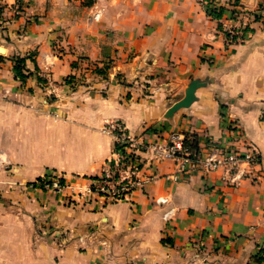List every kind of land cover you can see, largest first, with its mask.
Wrapping results in <instances>:
<instances>
[{
  "label": "crops",
  "instance_id": "0c3cea01",
  "mask_svg": "<svg viewBox=\"0 0 264 264\" xmlns=\"http://www.w3.org/2000/svg\"><path fill=\"white\" fill-rule=\"evenodd\" d=\"M85 2L25 0L17 14L19 0H0V264H263L264 0ZM224 25L246 40L227 44ZM29 55L49 86L17 79L14 58ZM70 76L85 83L71 90ZM193 80L194 103L169 116ZM111 120L148 142L194 136L201 151L253 144L262 177L235 187L166 160L127 200L82 197L113 153ZM53 172L62 193L35 184Z\"/></svg>",
  "mask_w": 264,
  "mask_h": 264
},
{
  "label": "built area",
  "instance_id": "2783aa9c",
  "mask_svg": "<svg viewBox=\"0 0 264 264\" xmlns=\"http://www.w3.org/2000/svg\"><path fill=\"white\" fill-rule=\"evenodd\" d=\"M21 11L19 7L16 9L17 14ZM98 18V13L93 16V19ZM223 34L227 44L243 43L246 40L245 30L240 26L224 25ZM46 84L49 86L50 82ZM104 132L115 141L113 153L104 164L101 174L93 179V184L86 192L78 193L82 197L97 194L105 202L127 200L142 185L144 166H153L166 160L175 163L178 176H187L195 171L205 174L221 171L224 180L235 187L245 179L259 181L262 177V155L253 144H248L242 152L213 146L197 153L185 145V136L179 133H171L167 140L156 139L148 142L132 135L118 120L108 121ZM35 184L52 193H62L66 187L64 176L57 172L40 178ZM157 201L165 204L167 199L159 198ZM172 213V209L168 210L165 218L169 219Z\"/></svg>",
  "mask_w": 264,
  "mask_h": 264
},
{
  "label": "trees",
  "instance_id": "16d2710c",
  "mask_svg": "<svg viewBox=\"0 0 264 264\" xmlns=\"http://www.w3.org/2000/svg\"><path fill=\"white\" fill-rule=\"evenodd\" d=\"M24 1L25 0H19V8L23 9L24 6ZM94 3V0H86L85 5L87 6H91ZM208 5H210V7L212 6V3L209 2ZM212 14L214 15V17L216 18H220L222 15V8L217 10L213 8ZM28 59H31L35 62V59L33 57V55H29V56H25V57H15L14 58V69H15V73H16V77L17 79H19V81H21V83L24 85L30 78L35 77L37 79V81L42 84L44 86V84L46 83V80L43 79L42 77H39L38 75L34 74L33 72H29L27 70L26 67V62ZM110 66L107 65L102 69H97L96 73L105 76L107 71L109 70ZM75 81V77L74 76H70L65 80V83L67 84H72ZM78 86V85H77ZM76 85L73 86V89L77 88ZM54 97L52 98H48V100H53ZM185 145L187 147H189V149L192 152H197L200 153V148L198 146V142L197 139L194 136H185ZM262 260V259H260Z\"/></svg>",
  "mask_w": 264,
  "mask_h": 264
},
{
  "label": "water",
  "instance_id": "95a60500",
  "mask_svg": "<svg viewBox=\"0 0 264 264\" xmlns=\"http://www.w3.org/2000/svg\"><path fill=\"white\" fill-rule=\"evenodd\" d=\"M204 83L199 80H193L187 87L185 96L177 101L170 109L169 116H172L175 112L183 108L190 107L196 100V91L200 87H203Z\"/></svg>",
  "mask_w": 264,
  "mask_h": 264
},
{
  "label": "rangeland",
  "instance_id": "374dc122",
  "mask_svg": "<svg viewBox=\"0 0 264 264\" xmlns=\"http://www.w3.org/2000/svg\"><path fill=\"white\" fill-rule=\"evenodd\" d=\"M85 83V80L82 78V77H75V81L70 84V87H71V90H76L78 88L79 85L81 84H84ZM74 85H78L76 89H73V86ZM48 91V95H47V98H52L53 97V91L52 90H47ZM52 92V93H51Z\"/></svg>",
  "mask_w": 264,
  "mask_h": 264
}]
</instances>
